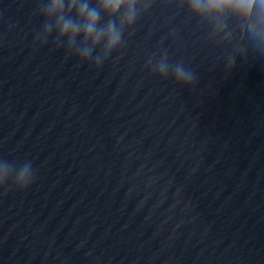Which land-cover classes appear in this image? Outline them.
Listing matches in <instances>:
<instances>
[{
  "label": "water",
  "instance_id": "95a60500",
  "mask_svg": "<svg viewBox=\"0 0 264 264\" xmlns=\"http://www.w3.org/2000/svg\"><path fill=\"white\" fill-rule=\"evenodd\" d=\"M36 0H0V264H264V57L177 0L151 6L99 68L51 42ZM167 52L195 80L146 66ZM155 53V56H153Z\"/></svg>",
  "mask_w": 264,
  "mask_h": 264
},
{
  "label": "clouds",
  "instance_id": "9594fccd",
  "mask_svg": "<svg viewBox=\"0 0 264 264\" xmlns=\"http://www.w3.org/2000/svg\"><path fill=\"white\" fill-rule=\"evenodd\" d=\"M180 7L208 28V38L230 45L225 68L235 63L236 53L264 57V0H177ZM151 6V0H36L41 18L33 44L63 47L65 55L99 68L123 46L125 33ZM155 56V53H153ZM149 71L164 79L169 76L181 87L195 80L183 62L170 63L167 52L155 62L149 57ZM35 181L31 161L17 163L0 159V188L24 190Z\"/></svg>",
  "mask_w": 264,
  "mask_h": 264
}]
</instances>
